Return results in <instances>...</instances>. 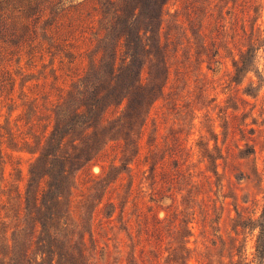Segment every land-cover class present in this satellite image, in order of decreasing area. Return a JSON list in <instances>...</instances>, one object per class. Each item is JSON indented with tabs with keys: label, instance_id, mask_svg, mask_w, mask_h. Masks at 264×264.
<instances>
[{
	"label": "rangeland",
	"instance_id": "374dc122",
	"mask_svg": "<svg viewBox=\"0 0 264 264\" xmlns=\"http://www.w3.org/2000/svg\"><path fill=\"white\" fill-rule=\"evenodd\" d=\"M30 1L0 10V264H264V0Z\"/></svg>",
	"mask_w": 264,
	"mask_h": 264
},
{
	"label": "trees",
	"instance_id": "16d2710c",
	"mask_svg": "<svg viewBox=\"0 0 264 264\" xmlns=\"http://www.w3.org/2000/svg\"><path fill=\"white\" fill-rule=\"evenodd\" d=\"M12 0H0V10L2 9V7H1V4H2V2H5V3H7V5L11 2ZM16 1H18V2H21L22 3V5H23V7H22V9H21V11H22V17H29L30 16V14L29 13H31L32 11H34V10H36V5H35V3L34 2H32V1H30V0H16ZM14 6V5H13ZM17 10H20V8H18V7H15ZM44 14V12H41L40 14H38V15H36L34 18H33V20H35V22L37 21L36 20V18H39L40 16H42ZM25 19H27V18H25ZM28 24H29V22H27V21H21V30H22V37H25V36H27V30H28ZM2 71V68H0V72ZM1 81H4L5 80V78L3 77V78H1L0 79ZM29 188H27L26 187V189H25V194H26V196L28 195V193H29ZM38 197L36 196V198L35 199H37ZM26 200V199H25ZM34 204L35 205H38V203L35 201L34 202ZM25 208H26V206H25ZM40 223V226H41V228H43V226L45 225V224H43L42 222H39ZM16 225L17 226H19V223H16ZM256 249H258L257 248V246H256ZM36 253H38V252H36ZM36 257H37V254H36Z\"/></svg>",
	"mask_w": 264,
	"mask_h": 264
}]
</instances>
